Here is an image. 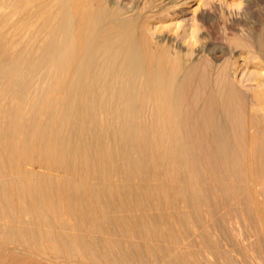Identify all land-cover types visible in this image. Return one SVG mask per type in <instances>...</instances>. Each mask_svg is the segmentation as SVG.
<instances>
[{"label":"bare ground","instance_id":"6f19581e","mask_svg":"<svg viewBox=\"0 0 264 264\" xmlns=\"http://www.w3.org/2000/svg\"><path fill=\"white\" fill-rule=\"evenodd\" d=\"M153 4L0 0V264H254L264 31L218 57Z\"/></svg>","mask_w":264,"mask_h":264},{"label":"rangeland","instance_id":"374dc122","mask_svg":"<svg viewBox=\"0 0 264 264\" xmlns=\"http://www.w3.org/2000/svg\"><path fill=\"white\" fill-rule=\"evenodd\" d=\"M111 1H115L116 5L122 8L124 11L127 9L147 10L148 8L152 7V2L154 4L160 3V0ZM177 1L179 2V4L186 3L184 4L185 7L188 5V12L183 13V15H179L177 19H175V22L177 24L180 23V25L182 26L188 25L191 30L190 33L186 36L185 41H183L185 42V47L188 46L187 49H198L201 43L207 40L216 43L215 51L218 57L225 56L224 58H227L231 55L230 52L232 51V48L236 50L239 49L235 46V44V47H233L231 38H234L235 36H248L249 34H258L261 31H264V0H187L186 2L184 0ZM195 7L197 10L196 14L202 17H200V20H197V15L192 11L193 9H195ZM225 51L227 52L226 55H224ZM223 59H221V61ZM246 68L251 69L252 66L249 65L246 66ZM241 222L239 221V223L237 224V231L235 232L236 236H239L238 239L241 238L242 240L247 241V248L249 247L248 255L249 257L250 255L252 258L254 257L253 259L250 257L254 264H257V262L258 264H264V243L262 242V247L259 248V245L261 246V241H258L257 229L255 228L257 227V225H255L253 221L251 222L252 225L249 221ZM253 228H255V230L252 232ZM248 236L250 237L246 240L245 238ZM253 239L255 242L258 241L255 243L257 244L258 248L255 244L253 245ZM239 259L240 258H237L238 261H240ZM239 264L242 263L239 262Z\"/></svg>","mask_w":264,"mask_h":264}]
</instances>
